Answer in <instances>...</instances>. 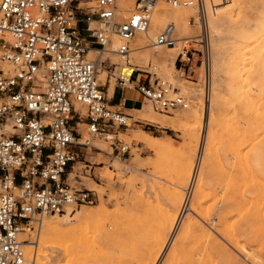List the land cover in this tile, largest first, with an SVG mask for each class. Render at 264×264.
I'll return each mask as SVG.
<instances>
[{
  "label": "rangeland",
  "instance_id": "rangeland-1",
  "mask_svg": "<svg viewBox=\"0 0 264 264\" xmlns=\"http://www.w3.org/2000/svg\"><path fill=\"white\" fill-rule=\"evenodd\" d=\"M234 1L237 2L235 9L224 16L231 24L223 28L220 58L216 57L215 44L219 38L213 30V8L209 4V10L212 8L209 12L211 101L216 95L213 103L216 121L211 126L215 138L209 159L210 168L204 177L205 192L199 199L201 203L196 202V207L191 210L186 207L192 195L191 191L187 195L184 189L188 184L185 180L189 169L192 168L195 173L202 164L204 145L208 146L206 131L200 134L194 127L198 125L196 118L178 117L186 115L192 107H202L201 111L205 113L204 69L197 68L194 75L188 76L177 70L175 62L166 65L150 57L137 65L154 61L159 66V75L170 78L178 86L184 81L185 85L179 87L181 93L191 99L190 107L161 112L136 91V94L126 92L140 99V109L126 110L124 105L116 106L130 116V127L122 128L118 135L96 137L98 140L95 139L93 144L97 147L84 150L81 159L88 160L92 167L89 175L82 179L98 196L93 203L75 206V209L67 208L65 213H72L74 219L63 226L67 232L53 241V246L50 245L57 252L50 254L45 261L51 264H264V0ZM135 2L118 0L119 18L127 17ZM226 2L228 0H219L215 7L227 11L229 6L224 5ZM96 3V0H91L88 4L95 6ZM164 3L161 1L156 8L152 23L158 20L159 33L168 22L175 21L181 39L177 46L179 52L185 44L182 38L200 34L199 19L193 8L168 7ZM161 9L163 11L158 14ZM193 17L195 23L192 21L191 24ZM183 27L186 28L184 33L180 31ZM83 35L90 39L87 31H83ZM246 35L253 36L244 39ZM115 48L111 44L105 56H109L113 63H120ZM96 55L97 52L90 56ZM108 64L104 63L109 75L104 88H111V96L114 89L120 95L122 90L112 77L115 65ZM105 69L99 71L101 83L106 81ZM131 71L129 69V73ZM207 106L206 109L209 103ZM77 107L86 112L82 105ZM155 115L178 120L174 125L161 124L152 121ZM79 126L80 132L89 138L87 125L82 122ZM197 136H200L198 143L196 138L193 139ZM113 141L118 147L119 144H128L129 151L122 155L119 148H112ZM149 142L157 144L155 149L150 147ZM236 149L238 152H235ZM240 156L243 159H239ZM190 163L195 165L191 167ZM242 167L250 170L246 172ZM184 169L187 171L186 178ZM71 183L80 185L75 179ZM187 196V203H182ZM182 208L188 212L178 226L176 223ZM88 211H96L97 215L91 218L81 216ZM37 235L38 232L33 231L32 237ZM98 246L103 250H97ZM27 249V259H32L35 248L28 245Z\"/></svg>",
  "mask_w": 264,
  "mask_h": 264
},
{
  "label": "built area",
  "instance_id": "built-area-1",
  "mask_svg": "<svg viewBox=\"0 0 264 264\" xmlns=\"http://www.w3.org/2000/svg\"><path fill=\"white\" fill-rule=\"evenodd\" d=\"M90 1L0 0V264H26L24 243L38 217L65 213L67 207L93 203L98 196L82 179L92 167L81 159L84 150L97 147L90 138L118 135L130 127V116L111 104L104 88L109 77L104 63L115 65L112 77L121 90L136 91L155 110L190 107L191 99L180 87L159 75L158 64L132 61L135 37L149 30L161 1L196 10L201 32L183 38L175 66L188 76L204 69V103L210 102L208 18L209 4L213 10L216 6L213 0H136L123 18L118 0H96L95 6ZM113 36L120 63L105 56ZM180 40L175 21H170L152 45L171 48ZM91 48L95 57L89 55ZM101 68H106L105 83L99 79ZM82 122L89 138L79 130ZM116 147L122 155L130 149L125 143ZM74 179L79 186L71 183Z\"/></svg>",
  "mask_w": 264,
  "mask_h": 264
},
{
  "label": "bare ground",
  "instance_id": "bare-ground-1",
  "mask_svg": "<svg viewBox=\"0 0 264 264\" xmlns=\"http://www.w3.org/2000/svg\"><path fill=\"white\" fill-rule=\"evenodd\" d=\"M219 0H217V2L215 3V5L218 3ZM233 1V2H232ZM238 1V0H237ZM239 2V1H238ZM131 3V2H130ZM227 4H224V5H228V10L227 11H224L222 7H214V10H212L213 14H211V18H212V23H213V30H214V33L216 34V36H218L219 40L218 42H216L215 44V47H216V51H217V56L218 58L221 57V54H222V33H223V28L225 26H228V24L230 25L231 23H229L230 21L226 20L224 18V16L226 17V15L228 16V14L231 13V11H233L235 9V5L237 4L236 1L234 0H228V2H226ZM134 4V3H133ZM127 5V4H126ZM160 5V4H159ZM165 5V3L163 4ZM160 7V6H159ZM162 7V6H161ZM168 7H170L168 5ZM167 7V8H168ZM125 8V7H124ZM162 8H166V7H162ZM184 8V7H183ZM126 11L128 10L127 8H125ZM158 9V7H157ZM160 9V8H159ZM190 9V8H188ZM212 9V8H211ZM210 9V10H211ZM156 10V9H155ZM168 10V9H167ZM192 10V9H191ZM209 10V12H210ZM163 10H159L158 11V14H161ZM131 12V10H130ZM155 13V11H154ZM125 14V13H124ZM128 14V13H127ZM126 14V15H127ZM122 16V15H121ZM128 16V15H127ZM154 16V14H153ZM157 18V17H156ZM156 23H152L153 25V29L152 27L149 28L150 30H148L146 33H138V35L135 37V40H134V43H135V51L133 53V63L134 64H140V62H146V60H148L150 57H154L155 59H157L160 63H163V64H166L167 63H174L175 62V59H176V56H177V52H178V45L176 47H171V48H168V47H165V46H153V41L155 39V36L158 34V30L160 28V23L158 22L157 19H155ZM154 21V22H155ZM210 25H211V19H210ZM208 27H209V18H208ZM162 30V29H161ZM178 30V29H177ZM181 32L184 33V31H186V28L183 27L180 29ZM182 33V34H183ZM214 34V35H215ZM253 36V35H252ZM251 35L249 36H243L244 39H247L248 37L251 38L252 37ZM264 36V35H263ZM262 38V37H261ZM113 41H112V45H117V37L116 36H113L112 37ZM183 39V38H182ZM254 39V38H253ZM242 40V39H241ZM258 40V39H257ZM259 42V40H258ZM181 44V43H180ZM249 46V45H248ZM264 46V44H263ZM152 47V48H151ZM263 48V47H262ZM264 49V48H263ZM243 51V50H242ZM241 53V49L239 51ZM96 53V50L91 48L90 49V52H89V55L93 56V54ZM244 53V52H243ZM243 53L241 54V56L243 55ZM245 54V53H244ZM249 54V53H248ZM252 54V53H251ZM250 54V55H251ZM137 59H135V56ZM246 55V54H245ZM244 55V56H245ZM249 56V55H248ZM116 57V56H115ZM252 57V56H251ZM118 58V57H116ZM243 59V58H242ZM116 60V59H115ZM136 60V61H134ZM112 62V61H111ZM113 63V62H112ZM252 62H250L251 64ZM238 66V65H237ZM241 66V65H240ZM119 66H117L118 68ZM239 68V67H238ZM247 68V66H246ZM132 71L134 70V68H130ZM105 71V70H104ZM131 71V73H132ZM238 71V70H237ZM236 71V72H237ZM240 71V70H239ZM238 71V72H239ZM130 73V74H131ZM239 77V76H238ZM241 77V76H240ZM244 77V75H243ZM243 79V78H242ZM179 80V79H178ZM179 83V82H177ZM180 85H185L184 84V81L183 82H180L179 83ZM253 84V83H252ZM179 85V86H180ZM189 85V84H188ZM187 85V86H188ZM178 86V85H177ZM186 86V88H188ZM253 86V85H252ZM239 87V86H238ZM248 87V86H247ZM246 87V88H247ZM185 88V89H186ZM240 88V87H239ZM189 89V88H188ZM243 90V88H241ZM212 90V89H211ZM240 90V91H242ZM190 91V89H189ZM188 92V91H187ZM257 92V91H255ZM241 93V92H240ZM110 89H109V97H111L110 95ZM212 95V94H211ZM247 96V95H246ZM243 97V96H242ZM249 98V97H248ZM215 100H216V95L213 96L212 98V101H211V97H210V102H209V108L206 109V107H208L206 105L205 107V113L203 114V112L201 111V109L198 107H192L191 110H188V113L186 115H183V116H180L178 118H181V117H184V118H187V119H190V118H196L198 125L197 126H194L201 134V131H203V134L204 132L206 131V137H207V145L208 146H205L204 145V149H203V152H202V156H201V159H202V164L200 165V168L198 169V171H196L195 173L193 172L194 170L191 168L189 169L190 171H188V175H187V171L188 168L185 170V178H186V175H187V181L188 184H187V187L184 189L186 190L187 192V195H188V192L191 191V199H190V204L186 207H189V209H194L196 207V202L199 201L200 199V195L201 193L204 194L205 191L204 190V177H205V174H206V171L209 170L210 168V162H209V159L211 157V153H212V146H213V140L215 138V132L213 130V128L211 127L212 125H214L215 121H216V114H215V107H214V104L215 103ZM255 100V99H254ZM250 101V99L248 100ZM247 101V102H248ZM263 101V100H262ZM252 102V101H251ZM261 102V101H260ZM259 102V103H260ZM254 103V101H253ZM251 104V103H250ZM210 105H212V108H210ZM254 105V104H253ZM201 106V104H200ZM251 107V105L249 106ZM252 109V108H251ZM264 110V109H263ZM257 112V111H256ZM263 114V113H262ZM264 117V116H262ZM178 118H167L165 116H162V115H155L154 117H152V121L154 122H157V123H161V124H172L174 125L176 123V121L178 120ZM186 122V121H185ZM196 123V124H197ZM205 124H207L206 126V129H205ZM193 125H195L193 123ZM226 126V124H225ZM180 127V125H179ZM194 127H190V129H193ZM227 127V126H226ZM174 128V127H172ZM184 128V127H183ZM187 128V127H186ZM185 128V129H186ZM194 128V129H195ZM217 128V127H216ZM179 129V128H178ZM180 130V129H179ZM216 130V129H215ZM199 132H198V135H199ZM218 135V134H217ZM152 136V135H151ZM186 136V135H184ZM153 137V136H152ZM158 138V137H157ZM196 138V141L197 143L199 142V139H200V136H197V137H194L193 139ZM95 139H92L90 138V141L91 143L93 144V141ZM186 140V139H185ZM241 140V139H240ZM196 143V142H195ZM193 144V142H192ZM94 145V144H93ZM149 145L152 149H155V147L157 146V144L155 143H150L149 142ZM239 146V145H238ZM189 147V146H188ZM235 147V145H234ZM160 148V147H159ZM216 148V146L214 147ZM239 148V147H238ZM237 150V149H236ZM186 151V150H185ZM184 152V151H183ZM187 152V151H186ZM216 152V151H215ZM232 152V151H231ZM235 152H238L235 151ZM242 151H240L241 153ZM244 154V153H243ZM237 155H240V154H237ZM215 157V156H214ZM244 157V156H243ZM242 157L240 156L239 159H241ZM243 159V158H242ZM217 160V159H216ZM243 161V160H242ZM192 162V161H191ZM218 162V161H217ZM221 162V161H220ZM219 162V163H220ZM246 164V162H244ZM192 165H195V164H192L190 163V166L192 167ZM214 165V164H212ZM246 166V165H245ZM215 167V166H214ZM220 166L216 167L219 168ZM246 168V167H245ZM242 167V169H245ZM202 169H203V172H202ZM221 169V168H220ZM246 170V169H245ZM247 170H250V169H247ZM246 170V172H248ZM243 171V170H242ZM184 173V171H183ZM202 174V175H201ZM249 174V173H248ZM247 174V175H248ZM251 174V173H250ZM184 179V178H183ZM252 179V178H251ZM257 179V178H256ZM229 180V179H228ZM232 183V182H231ZM227 186V185H226ZM188 190V191H187ZM223 193V192H222ZM177 194V193H176ZM186 196V195H185ZM182 197V196H181ZM178 198V197H177ZM183 198V197H182ZM180 199V197H179ZM181 200V199H180ZM179 200V201H180ZM188 201V196L183 199L181 202L182 203H187ZM203 201V200H201ZM200 202V201H199ZM198 202V204H199ZM201 203V202H200ZM75 206H69L67 207L68 209L69 208H72V209H75L73 208ZM96 209V208H95ZM99 209V208H98ZM101 209V208H100ZM99 209V210H100ZM183 209V208H182ZM188 212V210L185 208L183 209L182 211H180V216L178 217V222L176 223L178 226L180 225V222L182 221V218L186 215V213ZM230 212V211H229ZM233 212V211H232ZM240 212H243V211H240ZM82 213V212H81ZM175 214V213H174ZM241 214V213H240ZM52 215H55V214H52ZM97 215V212L96 211H88V212H84L83 216L84 218H91L93 216ZM47 216L49 215H43V216H40L38 217V220L36 222V229L34 231L38 232V235L35 236L34 238L36 240H34V238L32 237V233L28 239L27 242L24 243V249H25V256H26V264H51V262L49 261H45L44 259H48L50 254L57 252L56 248L52 247L54 244H52L53 241H55L60 235L64 234L65 232H67L66 229L63 228L64 225L66 224H70L72 222V220L74 219V216L72 215V213H61L60 216L58 217H48L46 218ZM170 219V218H169ZM89 220V219H88ZM174 220V219H173ZM176 225V226H177ZM44 226V228H43ZM86 226V225H85ZM175 227V226H174ZM43 230V232H41V230ZM86 231V230H85ZM84 231V232H85ZM173 231V230H172ZM41 232V234H40ZM40 234V235H39ZM88 235V234H87ZM27 237V236H26ZM233 238V237H232ZM71 239V238H70ZM69 241V240H68ZM67 243V242H66ZM52 244V246L50 247V245ZM31 247V248H35V253L32 254V259H27V252H28V249L27 247ZM162 247V245H161ZM48 248H51L49 249V251L47 250ZM97 250L101 251L103 250L101 248V246H98L96 248ZM42 259V260H40ZM51 260V259H50ZM58 261V260H57ZM54 262V260L52 261ZM78 264H86V263H81V262H77ZM58 264V263H57Z\"/></svg>",
  "mask_w": 264,
  "mask_h": 264
},
{
  "label": "crops",
  "instance_id": "crops-1",
  "mask_svg": "<svg viewBox=\"0 0 264 264\" xmlns=\"http://www.w3.org/2000/svg\"><path fill=\"white\" fill-rule=\"evenodd\" d=\"M110 90H111V88H110ZM127 91H128V93H130L132 91L134 94H136L133 90L127 88V89L122 90L120 95H117V92L114 89V91L112 92L111 104L115 107L120 106V105H124V109H126V110H134L135 111V110L140 109V108H138V102L140 101V99L135 97L134 95L126 94ZM108 94H109V92H108ZM130 104L134 107H129Z\"/></svg>",
  "mask_w": 264,
  "mask_h": 264
},
{
  "label": "trees",
  "instance_id": "trees-1",
  "mask_svg": "<svg viewBox=\"0 0 264 264\" xmlns=\"http://www.w3.org/2000/svg\"><path fill=\"white\" fill-rule=\"evenodd\" d=\"M129 107H134V106H132V105L130 104Z\"/></svg>",
  "mask_w": 264,
  "mask_h": 264
}]
</instances>
